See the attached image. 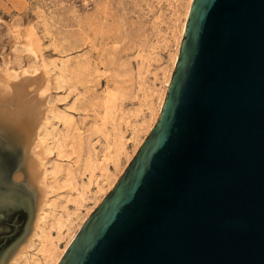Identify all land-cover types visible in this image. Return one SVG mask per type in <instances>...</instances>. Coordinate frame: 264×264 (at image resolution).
<instances>
[{
    "label": "water",
    "instance_id": "95a60500",
    "mask_svg": "<svg viewBox=\"0 0 264 264\" xmlns=\"http://www.w3.org/2000/svg\"><path fill=\"white\" fill-rule=\"evenodd\" d=\"M58 264H264V0L192 1L155 125Z\"/></svg>",
    "mask_w": 264,
    "mask_h": 264
},
{
    "label": "rangeland",
    "instance_id": "374dc122",
    "mask_svg": "<svg viewBox=\"0 0 264 264\" xmlns=\"http://www.w3.org/2000/svg\"><path fill=\"white\" fill-rule=\"evenodd\" d=\"M192 1L0 0V67L8 59L13 69H45L50 89L41 132L47 204L28 254L36 262L58 264L155 124ZM3 141L0 182L22 164L21 151L1 150ZM16 181L19 186L7 181L0 188L1 198L24 209L20 233L0 264H7L36 217V193L24 178Z\"/></svg>",
    "mask_w": 264,
    "mask_h": 264
},
{
    "label": "bare ground",
    "instance_id": "6f19581e",
    "mask_svg": "<svg viewBox=\"0 0 264 264\" xmlns=\"http://www.w3.org/2000/svg\"><path fill=\"white\" fill-rule=\"evenodd\" d=\"M26 45L27 52L30 55H36L32 44L27 43ZM3 62L2 68L0 67V139L8 141L21 151V168L14 177L16 180L25 179L26 185L36 193L37 205L31 232L18 245L7 264H40L28 254L42 231L43 212L47 204L44 166L46 143L41 137V132L48 120L49 82L44 76L47 74L45 69L36 74L38 69L32 71L23 67L13 69L8 66V59H3ZM154 125V122L151 123L149 130ZM45 264H57V261L52 263L48 259Z\"/></svg>",
    "mask_w": 264,
    "mask_h": 264
},
{
    "label": "flooded vegetation",
    "instance_id": "af4514ba",
    "mask_svg": "<svg viewBox=\"0 0 264 264\" xmlns=\"http://www.w3.org/2000/svg\"><path fill=\"white\" fill-rule=\"evenodd\" d=\"M7 181L11 182V184L15 182H12L11 179H4L0 182V188L3 190L6 189ZM1 197L2 196H0V254L4 251L6 245L20 233L21 224L17 221L24 212L23 206L20 205L19 201L16 203L14 200L13 202L10 201L11 199L7 196L3 195L4 198ZM3 229L6 230V233L3 232ZM8 230L10 232L7 233Z\"/></svg>",
    "mask_w": 264,
    "mask_h": 264
}]
</instances>
